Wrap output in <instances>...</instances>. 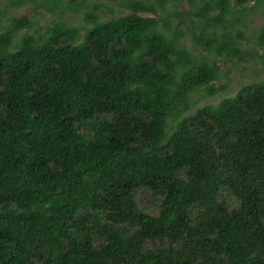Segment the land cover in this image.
Returning <instances> with one entry per match:
<instances>
[{
	"label": "trees",
	"instance_id": "obj_1",
	"mask_svg": "<svg viewBox=\"0 0 264 264\" xmlns=\"http://www.w3.org/2000/svg\"><path fill=\"white\" fill-rule=\"evenodd\" d=\"M31 1L0 6V264H264V79L195 107L264 0H186L177 25L184 0L36 5L94 9L83 34L9 13Z\"/></svg>",
	"mask_w": 264,
	"mask_h": 264
},
{
	"label": "rangeland",
	"instance_id": "obj_2",
	"mask_svg": "<svg viewBox=\"0 0 264 264\" xmlns=\"http://www.w3.org/2000/svg\"><path fill=\"white\" fill-rule=\"evenodd\" d=\"M5 3H7V0H0V6L4 5ZM39 3H41L40 0H35L21 5L20 7L16 8V10L8 8L9 13L15 14L16 16L26 13L33 17L34 21H36L33 30H42L40 27H43L46 23L58 20L64 22L68 26L79 28L80 34H83L84 29L87 27L84 14L88 10H94L90 8H82L77 12H67L62 17H60L58 14L53 16L43 7L36 6ZM87 4H101L99 10L97 11V13H99L101 16V20L109 19L112 16L123 15L128 12L127 8L109 0H87ZM173 5V2H170L167 5V10L170 11L162 12L160 15L161 18L172 19L173 25H177L179 20L185 21L187 23V20L190 18L189 11H192L193 7L186 0H184L178 7H174ZM246 6L249 7L250 4H247ZM142 15L153 16L151 14L144 13ZM245 23V28H243L242 25L237 27L244 30L246 34L245 39L241 41V48L242 50L246 51L245 57H247L249 60L240 62L235 61V59H224L222 61L218 60L222 70V75L229 71L230 73L228 72V74L230 79L228 76H224L220 80L215 81L214 83L216 86L226 84V87L221 92L213 96H206L204 98L201 96H195L196 108L201 107L206 103L216 104L224 97L234 96L242 85L264 79V56L263 58H260L257 56L252 57L247 54V52H251L254 49V37L252 34H255L264 27V5L256 10L254 14L249 16ZM182 27L185 28L184 26ZM192 43V37L187 36V47L192 49ZM197 53L202 54L199 51H197ZM257 53L259 55H264V50L257 49ZM139 202L146 206H153L155 204V200L152 198L149 192L140 193Z\"/></svg>",
	"mask_w": 264,
	"mask_h": 264
}]
</instances>
